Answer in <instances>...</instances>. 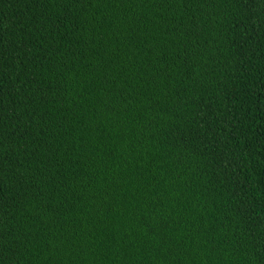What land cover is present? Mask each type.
Here are the masks:
<instances>
[{
  "label": "trees",
  "instance_id": "trees-1",
  "mask_svg": "<svg viewBox=\"0 0 264 264\" xmlns=\"http://www.w3.org/2000/svg\"><path fill=\"white\" fill-rule=\"evenodd\" d=\"M0 264H264V0H0Z\"/></svg>",
  "mask_w": 264,
  "mask_h": 264
}]
</instances>
